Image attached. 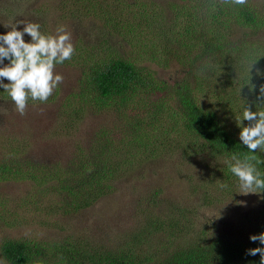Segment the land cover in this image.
<instances>
[{
  "label": "trees",
  "instance_id": "16d2710c",
  "mask_svg": "<svg viewBox=\"0 0 264 264\" xmlns=\"http://www.w3.org/2000/svg\"><path fill=\"white\" fill-rule=\"evenodd\" d=\"M58 2L53 7L68 16L99 24L97 31L90 28L95 40L77 43L72 58L59 64L77 67L81 74L76 90L66 97L67 120L76 123L88 108L96 115L115 114L121 121L105 123L87 147H79L62 163L0 160V181L31 179L44 190L42 196H52L49 214H74L111 193L119 170L127 168L125 162L159 140L169 150L180 148L184 159L203 153L224 160L213 171V179L220 177V185H226L220 186L221 195L231 192L232 183L240 185L229 162L234 153L242 158L248 152L236 119L242 118L243 106L264 111L259 91L264 85V43L256 38L264 26V1L259 8L252 0L245 5L180 0L169 2L167 11L160 3L148 6L142 0ZM172 61L177 67L170 78L159 77L144 64L164 68ZM247 62L255 72H249ZM236 67L241 74L233 73ZM0 98L11 100L2 87ZM241 123L249 125L247 120ZM256 155L264 159V152L257 150ZM257 167L264 178V164ZM161 192L150 194L134 227L112 243H77L71 235L52 242L6 239L0 254L8 264H260L259 254L247 252L264 247L250 240L264 232V221L240 231L231 229L230 221L224 229L209 226V219L198 225L191 218L197 209L163 203Z\"/></svg>",
  "mask_w": 264,
  "mask_h": 264
},
{
  "label": "rangeland",
  "instance_id": "374dc122",
  "mask_svg": "<svg viewBox=\"0 0 264 264\" xmlns=\"http://www.w3.org/2000/svg\"><path fill=\"white\" fill-rule=\"evenodd\" d=\"M58 1L0 0V34L10 30L4 24L34 22L40 24V31L45 35H55L57 27L63 25L71 34L74 47L77 43H87L89 39L94 41L95 36L90 28L99 24L91 18L72 17L55 9L53 4ZM142 1L148 6L151 1L162 4L167 11L169 2L179 3L180 0ZM252 1L260 8L264 0ZM17 27L22 30L24 25L18 24ZM94 31H97L96 28ZM248 31L251 33V30ZM257 34L256 38L264 43V26ZM24 39L26 42L31 41L27 34ZM123 47L125 51V44ZM7 63L4 61V64ZM144 64L156 69V74L161 78L174 77L177 67L175 61L164 68L146 62ZM246 64L248 68L251 63ZM54 71L63 75L64 80L54 91L52 100L46 103L28 102L23 116L15 110L12 100L0 98V160L23 158V161L62 163L75 154L79 147H87L93 140V134L100 131L105 123L110 122V126L113 123L120 124L121 120L115 114L96 115L88 108L76 123L71 122V119L68 121V114L64 113L63 107L68 102L66 97L77 88L80 70L71 65H56ZM251 71L255 72V68L251 67ZM233 73L241 74L242 69L236 67ZM67 123H71V126ZM229 123L239 131L236 124ZM157 144L159 140L148 145L136 158L131 156L125 162L127 168L121 167L119 170L111 193L74 214H49L52 196H42L44 190L31 179L0 181V244L6 239H45L52 242L67 235H71L77 243L86 239L112 243L136 223L148 205L150 194L159 189L162 190L160 198L163 203L175 202L197 209L191 218L198 225L209 219L212 221L208 223L209 226L214 224L224 229L225 222L230 221V228L240 231L252 229L256 221H264L262 193L245 195L239 193L242 191L239 184L232 183L231 192L221 195L222 179H213V171L224 160H212L203 153L194 154L192 159H184L180 156V148L169 150L167 143ZM181 144H187V141ZM152 157L157 158L150 162ZM205 197L210 202H204ZM0 260L6 261L1 254Z\"/></svg>",
  "mask_w": 264,
  "mask_h": 264
},
{
  "label": "clouds",
  "instance_id": "9594fccd",
  "mask_svg": "<svg viewBox=\"0 0 264 264\" xmlns=\"http://www.w3.org/2000/svg\"><path fill=\"white\" fill-rule=\"evenodd\" d=\"M223 2L245 5L247 0H223ZM18 24L24 25L22 30H18ZM4 26L10 30L0 34V65H2L0 87L8 92L16 106L15 110L23 116L29 100L46 103L57 87L63 83L64 77L54 71L55 67L70 60L75 48L71 42V34L63 25L57 27L55 35L42 34L40 24L34 22H12ZM25 34L31 37L30 42L25 41ZM5 60L9 63L4 64ZM252 64L249 66V72ZM5 78L8 83H4ZM249 87L251 89L254 86L249 84ZM259 91L260 96L264 97V85L260 86ZM243 108L242 118L236 121L241 125L239 139L247 146L248 154L241 158L234 153L229 168L239 179L242 189L239 193L246 195L264 192V178L257 167L264 164V159L256 155L257 150L264 152V111H252L250 107L245 106ZM242 120H247L249 125L242 126ZM250 240L264 244V232L251 235ZM247 254L251 256L259 254L260 264H264V247L248 249ZM0 264H6V261L0 260Z\"/></svg>",
  "mask_w": 264,
  "mask_h": 264
}]
</instances>
